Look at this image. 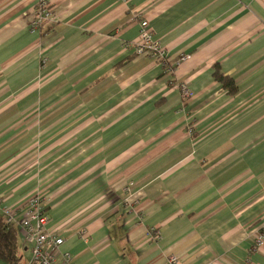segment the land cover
<instances>
[{
	"label": "crops",
	"instance_id": "obj_1",
	"mask_svg": "<svg viewBox=\"0 0 264 264\" xmlns=\"http://www.w3.org/2000/svg\"><path fill=\"white\" fill-rule=\"evenodd\" d=\"M48 1L0 0V213L42 195L74 264H264V0Z\"/></svg>",
	"mask_w": 264,
	"mask_h": 264
},
{
	"label": "built area",
	"instance_id": "obj_2",
	"mask_svg": "<svg viewBox=\"0 0 264 264\" xmlns=\"http://www.w3.org/2000/svg\"><path fill=\"white\" fill-rule=\"evenodd\" d=\"M54 11L48 0H36V4L29 19L32 29H39L48 21L53 20ZM138 54H145L154 59H166V52L155 39L147 20L140 21V30L137 40L133 44ZM178 61V60H177ZM180 90L184 96L189 94L185 84H180ZM1 205V201H0ZM7 223H16L23 233L26 241H31V262L35 264H74L72 255L67 251H61L63 237L49 224V216L45 211L42 195L29 196L22 207L15 209L9 206H1ZM264 239V230L257 233L254 238L258 245ZM165 264H178V258L170 255Z\"/></svg>",
	"mask_w": 264,
	"mask_h": 264
},
{
	"label": "trees",
	"instance_id": "obj_3",
	"mask_svg": "<svg viewBox=\"0 0 264 264\" xmlns=\"http://www.w3.org/2000/svg\"><path fill=\"white\" fill-rule=\"evenodd\" d=\"M130 57H125L115 64L119 67L124 64ZM162 62V59H157ZM212 75L229 94H234L237 85L234 79L220 70L219 65H213ZM0 260L7 264H21L22 250L19 244L18 227L15 223H7L3 214L0 213ZM31 264H35L32 263Z\"/></svg>",
	"mask_w": 264,
	"mask_h": 264
}]
</instances>
